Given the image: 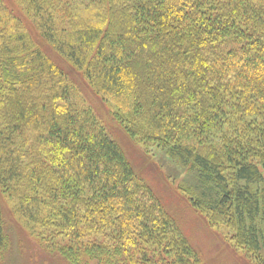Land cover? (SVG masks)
Returning a JSON list of instances; mask_svg holds the SVG:
<instances>
[{
  "label": "trees",
  "instance_id": "1",
  "mask_svg": "<svg viewBox=\"0 0 264 264\" xmlns=\"http://www.w3.org/2000/svg\"><path fill=\"white\" fill-rule=\"evenodd\" d=\"M24 171L46 198L10 195L13 211ZM167 196L262 252L264 0H0V264L21 223L51 232L32 235L51 264H150L161 247L189 264Z\"/></svg>",
  "mask_w": 264,
  "mask_h": 264
},
{
  "label": "rangeland",
  "instance_id": "2",
  "mask_svg": "<svg viewBox=\"0 0 264 264\" xmlns=\"http://www.w3.org/2000/svg\"><path fill=\"white\" fill-rule=\"evenodd\" d=\"M132 100L134 108H136V103L133 97ZM57 104L58 106L56 110L59 112L61 110L63 112L66 107L61 102H58ZM29 133L30 132L28 131V134ZM137 143L140 148L148 149V147L150 146L142 143V137L137 138ZM33 144L35 145L34 142ZM22 145L23 142H21L20 147H22ZM28 146H30L31 148L32 143L29 142V144L26 145L25 148ZM40 147L41 145H39L37 141V150L35 152L36 155L39 154ZM157 151L162 152L161 150H159L157 145H154V148H151L150 146V153L155 155L157 154ZM129 154L134 163L139 164V162H141L142 156L137 148L133 147ZM29 157L31 160H38L37 158L35 159L31 156ZM152 160L161 167L165 175L168 176V179L172 183L174 179L177 181V178L180 179L181 182L186 181L187 174L185 170H182L181 165L170 160L169 162L165 159V161H162L160 157H154V159ZM21 162L23 166H28V164L24 160L21 159ZM35 166L36 168L31 166V172L35 180L37 181H44L49 186L53 184L49 180H44L42 178L40 179V172L43 176L48 173L57 179L61 178V174H59L60 170L58 168L45 165ZM28 172L29 171H27V173ZM149 173L152 174L153 172L149 171ZM169 175L172 176V180ZM25 177L26 173L24 171L22 183L19 188L11 194H6V202L8 204V208L11 210H13V208H15L18 204V198L10 195H21V192H25V194L29 195V198L31 199L44 201V199L46 198L44 194L45 187L42 184L40 185V183H31L29 179H27L25 181L24 187H22ZM48 195H51L50 191L48 192ZM166 201L177 215L179 223L184 230L185 235L189 238L192 245L199 251V253H197L199 255L201 254L199 259H188L189 264H264V246L261 253L250 251V249L247 247V244L243 245L240 242L239 232L237 230V227L231 223L232 221L223 220L218 222L213 218L212 220H210L211 218L208 220V217H206L207 214L205 215V213L200 210L195 211L189 205L174 197L167 196ZM21 224L25 229L26 234H28L27 236H25L27 241L24 238L20 237L21 232L19 230L15 229V227L12 229V248L7 256L6 264H51L50 262L47 263V260L45 258L46 255L34 242V237L32 236L34 235L36 238L44 232L46 233L45 236H50L51 232L46 231L45 227L40 224ZM160 240L162 239H158L154 241V243H158V241ZM62 241L63 240L61 238L53 239L52 243ZM167 242L168 241L165 242L164 246L167 244ZM163 248H160L159 254L155 251V248L152 250L151 254L149 255V260L153 262H151L150 264H156V262L158 264H180V259H178L176 255H169L167 253H164ZM179 256L182 259L184 258L182 254H180ZM185 260H187V258H185Z\"/></svg>",
  "mask_w": 264,
  "mask_h": 264
}]
</instances>
